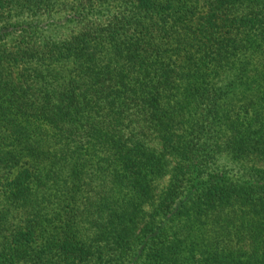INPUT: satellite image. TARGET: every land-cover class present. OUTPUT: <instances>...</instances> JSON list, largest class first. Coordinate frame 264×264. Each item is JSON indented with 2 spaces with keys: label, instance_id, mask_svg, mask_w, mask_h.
Masks as SVG:
<instances>
[{
  "label": "trees",
  "instance_id": "16d2710c",
  "mask_svg": "<svg viewBox=\"0 0 264 264\" xmlns=\"http://www.w3.org/2000/svg\"><path fill=\"white\" fill-rule=\"evenodd\" d=\"M0 264H264V0H0Z\"/></svg>",
  "mask_w": 264,
  "mask_h": 264
}]
</instances>
